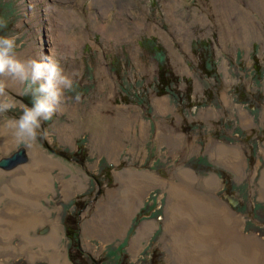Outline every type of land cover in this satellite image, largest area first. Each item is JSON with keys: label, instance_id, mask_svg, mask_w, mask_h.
I'll return each instance as SVG.
<instances>
[{"label": "rangeland", "instance_id": "374dc122", "mask_svg": "<svg viewBox=\"0 0 264 264\" xmlns=\"http://www.w3.org/2000/svg\"><path fill=\"white\" fill-rule=\"evenodd\" d=\"M66 11L80 16L67 29L81 40L53 48L50 20ZM0 21V36L16 37L21 58L59 60L74 82L34 144L15 138L0 145V157L25 146L28 159L21 165L33 164L35 172L32 154L42 152L58 164L45 167L51 188L33 197L44 212L29 229L31 237L46 235L56 220L61 251L71 264H180L192 239L184 225L193 221L200 253L212 262L230 252L231 264H264V0H0ZM162 64L175 80L158 93ZM7 91L17 102L9 116L31 106L20 85ZM226 149L237 152L238 171L226 163ZM185 168L196 178L184 180ZM14 169L0 167L1 224L13 204L22 206L20 198L31 202L35 189L33 171L12 176ZM143 176L149 182L136 197L120 194L121 183ZM71 177L76 182L64 189ZM171 192L187 199L174 201ZM171 204L181 212L189 204L200 214L171 218ZM125 205L134 213L122 225ZM103 207L116 216L111 224ZM220 207L237 218L233 231L239 238L229 243L224 223L213 222ZM101 210L97 224L103 225L91 232L90 221ZM144 222L151 225L137 237ZM109 227L117 231L106 235ZM5 241L18 247L21 238ZM0 264L48 261L9 248L0 249Z\"/></svg>", "mask_w": 264, "mask_h": 264}, {"label": "bare ground", "instance_id": "6f19581e", "mask_svg": "<svg viewBox=\"0 0 264 264\" xmlns=\"http://www.w3.org/2000/svg\"><path fill=\"white\" fill-rule=\"evenodd\" d=\"M47 9H48L47 11L51 12V13H53V10H55V9L51 10L49 8V6L47 7ZM61 13L62 14H58V16L55 15L56 18H54V19L56 21L50 20V22H53V25L51 24L50 27H49L51 32L48 35V40L50 42V45H52L51 47H53L56 44L63 45L62 43L68 44V45H72V46H76V45L78 46L79 40H81L80 36L78 34L74 33V32H71L72 30L70 31L67 28L71 27L72 23L73 24L77 23L78 20L81 19L80 16H77L76 14L72 13L71 11H66V12H61ZM121 30H122V28H121ZM68 31H70V32H68ZM113 34H114V31L112 32V34H109V35L111 37H113L114 36ZM118 34H119V32H118ZM12 85L16 86L17 84H12ZM64 128H66V127H64ZM63 136H66V138H67L66 131L63 132ZM14 139H15V137L12 134L11 130L4 126L3 121H0V140H1L0 145H2V144L6 145V144L10 143L11 141H13ZM32 150H33V147H32ZM223 152H225L224 154L231 153L230 159H226L227 161L226 160L225 161H226V163L229 166L235 168L238 171L239 164H237L236 162H237L239 156H238L237 152L234 151V150H231V149H226ZM233 152H235L236 154H234ZM31 159H32V161L36 160V163L38 162L36 164L37 170H39L38 172H35L36 169L34 171L33 164H31L29 166H23V165H21L22 164L21 163V164H19L21 166H18V168L15 167L13 172L10 173L12 176H23L24 174L33 171L32 176L35 174L34 180H36V182H35V185H34L35 189L30 192L31 195H32L31 202L25 203L23 198H20V201L22 202V206H18V205L13 204L15 209H10L9 213L11 215L8 214L7 217H5L4 222L6 224H1L0 223V238H1L0 249H4L5 250V249L11 248V249H13L15 251L25 252L31 258H33V257L35 258L36 256H43V257L47 258L48 264H71L69 262V260L67 259V257H66L67 255H65V253L63 251H61V247L59 245V240H60V236L61 235L59 234V230L60 229H59L58 221L55 220V222H53V225L50 228V231L46 235H44L42 237L33 238L28 233L29 229L31 227H33L36 223H38L40 221V219L43 218L42 214L44 212L41 209L38 210L40 208V204L39 203L36 204V202L33 199L36 198V195L38 197H40L41 194L45 190H48V189L51 188V185H50L51 175L49 174V172L46 170L45 167L49 168V167H53V166L54 167L58 166V164L54 160L50 159L48 156L46 157V155L42 154V152H39V155L38 154L37 155L32 154L31 155ZM25 162H23V163H25ZM41 167H43V168L41 169ZM43 169H44V171H43ZM49 170H50V168H49ZM181 174H182V178L184 180H186V178H188V177L191 180L196 178V176L192 172V170H189V169H186V168L182 171ZM204 179H207V178H204ZM78 181L82 183V181H80V178H78ZM121 181L123 182V181H125V179H121ZM75 182L76 181H74V178L71 177L70 180H65L64 181L63 188L64 189L71 188ZM148 182H149L148 177L143 176L142 180L140 182H138L137 180H134L132 182L121 183L122 184L121 188L118 191L120 192V194H122L125 197H128L131 193H133L134 196L136 197L137 196L136 193H138L137 192L138 191V187L144 186ZM118 191H115L114 193L116 194V193H118ZM18 193H20V192H18ZM171 193H173L171 195L173 196V200L174 201L175 200L181 201L179 199H181L183 197H185V199H187V197L184 196L183 192H171ZM15 195L16 194L13 193L12 196H14V199H17L15 197ZM130 196H132V195H130ZM229 196H231V195H229ZM113 197H114L113 193L110 192L109 195H108L109 201L110 200L112 201ZM129 200H131V199H129ZM136 201L137 200H135L133 203H136ZM23 203H24V205H23ZM126 204H128V203H126ZM128 205L127 206L125 205L123 207V210H124L123 213H125L124 215H126V221H125V223L121 222L122 225H125L127 223V216L129 214H130V216L132 215L131 212L133 210V208H132L133 206L132 205L128 206ZM171 205H172V206H170L171 218H176V217H178L180 215H184L185 214V215L189 216V220L190 219L193 220L194 217L195 218L198 217V213L200 214L199 209L193 210L192 209L193 207L191 205H189V204L187 206L189 209L184 211L183 208H182V212L174 204H171ZM179 207H181V205H179ZM182 207H183V205H182ZM43 208L45 210V213H47L48 211H46V208L45 207H43ZM103 209H105V208L103 207ZM105 210L107 211L106 214H108L109 210H107V208ZM188 210L190 212H188ZM102 211H104V210H101L100 212H98L99 214H96L95 215L96 217L95 216L93 217L94 220L90 221L91 223H90V226H89V228H90L89 230L91 232L92 231L93 232L97 231L98 228L102 227L103 223L101 224V226H99L97 224L101 220V217L103 215ZM132 213H134V212H132ZM112 215H114L113 212L110 213V215H109V219L110 220H109V223H108V221L106 222L107 224H111L110 221H112V219L116 217V216H113V218H111ZM96 219H97V222H96ZM236 220H237L236 217L230 216L229 213H227L221 207L217 210V219H214L213 222L214 223H217V222L218 223L219 222L224 223V225H225V228H224V230H225L224 231L225 238L224 239H226L227 243H229L230 241H233V239L237 237V235H236L237 233L235 234V232L233 231L234 230L233 227L235 225V221ZM119 221H120V219H119ZM0 222H1V218H0ZM218 223L215 225V227H217ZM150 225H151L150 223L148 224V222L147 223L144 222L143 225H141V227L139 228V230H137L138 231L137 237L141 236L144 233V231ZM200 226L204 228L203 225L199 224V227ZM112 227H109V229L106 232V235H108V233H110L111 231H114V232L117 231V229L115 230ZM184 227L187 228V231H185V232L189 233V235H190V237H192V239L190 240V238L188 236V239L190 241H187L186 245L184 244L185 251L178 258L180 264H210V263L211 264H218L217 263V259H223L224 260V261H222L221 264H231V262H232L231 257L232 256L230 255V252H227V255H226L225 259L220 257L221 255L219 254L218 255L219 258L215 259V261H213V262H212L213 258H211V256L209 257V256L201 255L202 252L200 253V251H202V250L200 249V243H199L200 242L199 241L200 233L197 231L198 225H195V223L193 221H191L190 224H186V225H184ZM181 229L182 228H180L179 230L178 229H174L173 235L174 234H178ZM213 229H214V227L211 228L208 233L209 234H211V233L213 234V231H212ZM104 231H106V229ZM16 234L19 235V237L21 238V243H20V245L18 247H13L10 243L6 242L5 239H8L9 236L16 235ZM237 238H239V237H237ZM193 239H195V240H193ZM242 241L244 242V246H245L247 244V239L242 240ZM189 242H190V244H187ZM251 248H253V250L255 251V249L257 247L252 246ZM174 250H175V248L173 247V251ZM217 250H218L217 253H219L221 250L223 251L222 248H218ZM256 251H258V250H256ZM175 254H176V252H175ZM223 256H224V253H223ZM176 257H178L177 254H176ZM263 261H264V258H263ZM257 262H259V261H257Z\"/></svg>", "mask_w": 264, "mask_h": 264}, {"label": "clouds", "instance_id": "9594fccd", "mask_svg": "<svg viewBox=\"0 0 264 264\" xmlns=\"http://www.w3.org/2000/svg\"><path fill=\"white\" fill-rule=\"evenodd\" d=\"M12 84L20 85L32 98L31 106H24L18 117L8 115L17 108L15 97L7 91ZM73 86L59 60L21 58L16 37L0 36V121L18 141L34 144L43 132L42 122L51 120L60 110L64 91ZM80 98L79 94L75 96L77 101Z\"/></svg>", "mask_w": 264, "mask_h": 264}, {"label": "water", "instance_id": "95a60500", "mask_svg": "<svg viewBox=\"0 0 264 264\" xmlns=\"http://www.w3.org/2000/svg\"><path fill=\"white\" fill-rule=\"evenodd\" d=\"M27 159L28 153L26 151V148L25 146L21 145L9 155L0 157V167L4 169H11L25 162ZM229 200L232 203H235L237 201L236 197L232 195L229 197Z\"/></svg>", "mask_w": 264, "mask_h": 264}, {"label": "trees", "instance_id": "16d2710c", "mask_svg": "<svg viewBox=\"0 0 264 264\" xmlns=\"http://www.w3.org/2000/svg\"><path fill=\"white\" fill-rule=\"evenodd\" d=\"M198 52H201L198 51ZM160 71L158 73V79H157V91L158 93H165L168 91L167 85H169L170 81L175 80L173 78V75L171 73V69H169L166 65H161L160 66ZM77 264V263H73Z\"/></svg>", "mask_w": 264, "mask_h": 264}]
</instances>
